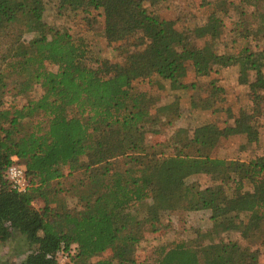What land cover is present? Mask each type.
<instances>
[{"label": "trees", "instance_id": "16d2710c", "mask_svg": "<svg viewBox=\"0 0 264 264\" xmlns=\"http://www.w3.org/2000/svg\"><path fill=\"white\" fill-rule=\"evenodd\" d=\"M168 2L0 0V248L21 254L19 264H58V253L66 256L65 264H258L257 250L222 237L237 232L248 238L264 220V153L248 162L212 153L231 136L248 146L259 140L264 0H191V12L204 20L183 30L161 18ZM50 3L70 13H98L101 35L118 46L122 63L90 66L82 40L45 24ZM27 34L34 36L25 40ZM223 36L228 40L220 47ZM188 67L196 78L236 70L249 107L235 118L229 114L230 125L211 121L191 134L177 129L149 152L144 135L157 133L165 123L161 114L168 117L166 125L178 117V102L157 106L133 84L173 83ZM209 84L203 108L214 113L223 89ZM35 86L42 90L37 100L22 107L6 104L7 93L23 96ZM12 157L29 184L23 193L13 191L5 178ZM64 172L82 176L79 210L59 214L50 205ZM199 174L212 185L201 189L187 183ZM37 200L40 209L33 205ZM177 210L209 211L211 230L192 242L161 247L154 260H137L145 234L156 233L163 215ZM107 252L109 257L88 262Z\"/></svg>", "mask_w": 264, "mask_h": 264}, {"label": "rangeland", "instance_id": "374dc122", "mask_svg": "<svg viewBox=\"0 0 264 264\" xmlns=\"http://www.w3.org/2000/svg\"><path fill=\"white\" fill-rule=\"evenodd\" d=\"M191 8V0H169L168 5L165 9L161 8L159 14L163 20L177 22L175 28L178 30L190 29L200 25L204 20L203 16L192 13ZM58 9L54 3L45 5L43 13L45 24L53 31L67 32L73 40H82L89 50V56L92 57L91 63L88 62L90 66L95 67V62L98 61H107L112 64L122 63L123 57L120 50L117 49L118 46L116 44L108 45L101 35L102 19L98 13L92 11L91 15L88 16ZM225 26L226 29L230 27L228 20ZM32 36L34 35L27 34L24 38L29 40ZM225 39L228 40V36H223L220 47L224 44ZM46 69L51 72L56 71L54 66H46ZM210 82L223 89V94L219 95L218 102L215 103L217 110L214 113L203 108L205 102H207L205 100L208 96ZM133 87L138 92L149 93L155 98L157 106L178 102V117H170L171 122L166 125L168 117L161 114L160 117L165 120V123H162V121L156 127L157 133H146L144 135L143 142L149 152L158 150V144L168 140L177 129H185L188 134H191L196 127L211 121L216 123L226 122L230 125L233 122V117L237 116L238 110L249 107L246 95L247 87L237 84L236 70L234 69L219 70L216 74L211 73L207 77L196 78L191 67H188L185 74L173 83L157 82L155 80L151 84L135 82ZM41 94L42 90L35 86L32 91L23 96L15 95L13 92L7 93L4 100L8 105L22 107L28 101L37 100ZM67 114L73 116L74 112L70 110ZM229 114L233 117L231 115L228 117ZM258 128L259 140L256 144L248 146L242 137L231 136L221 141L213 151L212 157L226 161L248 162L262 155L264 153V116L259 119ZM64 174L65 176L60 180V184L53 186L57 187L59 194L54 199L55 203L50 205L59 214L79 210L77 198L80 195V190L77 189V182L82 176L79 174L66 176V172ZM187 183H194L201 189L212 185L210 178L203 174L191 176ZM246 189L250 190L248 186ZM33 205L36 209L43 207L41 200H37ZM209 218V211L185 212L177 210L163 215L159 230L153 234L146 233L145 240L136 247L135 256L137 260L141 262L154 260L159 249L168 246L171 242H192L197 235L205 234L211 230L212 226ZM239 220L245 223L246 217L241 215ZM222 238L236 242L241 247H246L249 250H257L259 254L258 264H264V220L248 238L242 239L237 232L224 235ZM109 256L110 253L107 252L88 262H94ZM21 257V254L12 255L6 245L0 248L2 264H19Z\"/></svg>", "mask_w": 264, "mask_h": 264}, {"label": "built area", "instance_id": "2783aa9c", "mask_svg": "<svg viewBox=\"0 0 264 264\" xmlns=\"http://www.w3.org/2000/svg\"><path fill=\"white\" fill-rule=\"evenodd\" d=\"M5 178L8 181L11 189L17 193L25 192L28 187V181L25 177L24 170L21 166L17 164V159L15 157L11 158V165L5 171ZM58 264H65L66 256L62 253L57 254Z\"/></svg>", "mask_w": 264, "mask_h": 264}, {"label": "crops", "instance_id": "0c3cea01", "mask_svg": "<svg viewBox=\"0 0 264 264\" xmlns=\"http://www.w3.org/2000/svg\"><path fill=\"white\" fill-rule=\"evenodd\" d=\"M250 79L252 80V78L250 77Z\"/></svg>", "mask_w": 264, "mask_h": 264}]
</instances>
